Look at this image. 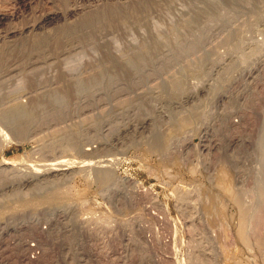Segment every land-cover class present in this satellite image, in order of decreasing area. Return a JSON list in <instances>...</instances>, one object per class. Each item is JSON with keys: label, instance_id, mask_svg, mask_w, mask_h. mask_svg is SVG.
I'll return each mask as SVG.
<instances>
[{"label": "rangeland", "instance_id": "rangeland-1", "mask_svg": "<svg viewBox=\"0 0 264 264\" xmlns=\"http://www.w3.org/2000/svg\"><path fill=\"white\" fill-rule=\"evenodd\" d=\"M45 3L0 0V264H264V0Z\"/></svg>", "mask_w": 264, "mask_h": 264}, {"label": "bare ground", "instance_id": "bare-ground-1", "mask_svg": "<svg viewBox=\"0 0 264 264\" xmlns=\"http://www.w3.org/2000/svg\"><path fill=\"white\" fill-rule=\"evenodd\" d=\"M42 1V4H44L45 2L46 3H48V4H52V0H21V2H23L24 4H25V7H27V10L28 11H31V10H34L35 9V7L39 4V2H41ZM80 1H86V3H90V5H91V3H96V2H99V1H101V0H73V5L72 6H70V7H68L67 8V10L69 11V14L70 15H79V14H81L82 13V15H81V17H80V21H78L77 22V24L76 25H72L71 27H74V29L75 28H82V27H85V26H87V27H91V28H95V25H97V24H100V26H101V24H104V27H105V25H106V27H108V26H114L113 24L114 23H116V22H118L117 20H125V17H128L129 16V18L130 17H133V18H135V16H137L139 13H140V11H141V13H143V12H145V11H147V10H154V9H159V7H162V5H166V3L168 2L169 3V1H171V0H137V4H134V5H131V6H128V7H124V6H120V5H125L126 3H122V4H119V6L118 5H114V6H112L111 7V9H108V8H106V7H104V6H101V7H99V6H96V7H94V6H92V7H94L93 9H92V7L89 5V4H85V3H83V4H81L80 3ZM129 1V0H128ZM188 1H190V2H192V1H197V0H188ZM44 2V3H43ZM45 3V4H46ZM21 4V3H20ZM89 5V6H88ZM44 7V6H43ZM108 7V6H107ZM110 8V7H109ZM59 9V8H58ZM48 10V9H47ZM67 10H66V12H67ZM197 10V9H196ZM221 10V9H220ZM37 11V10H36ZM216 11H217V9L214 11V8H213V6L212 7H207V8H204V9H201V10H199L198 12L199 13H201V14H199V13H196L197 14V16H198V14L200 15V20H203L204 18H205V20H209V19H211V18H213V17H215L216 18ZM61 11H59V10H53V9H51V10H48V11H44V13L41 15V19H40V21L37 23V24H35V25H30L31 26V28H36V27H39V26H42V25H44V23H48V22H52L54 19H56L57 20V18H59V17H61L62 16V14L60 13ZM85 12H87V13H85ZM149 12V11H148ZM148 12H145V13H148ZM218 12V11H217ZM19 13H20V11H19ZM19 13H12V14H6V13H1L0 12V22L1 21H6L7 19H8V17H10V19H13V18H16L18 15H19ZM68 13V12H67ZM220 13V12H219ZM66 14V13H65ZM84 14V15H83ZM193 14H194V17H195V12H193ZM85 16V17H84ZM196 16V17H197ZM63 17V16H62ZM84 17V18H83ZM118 17H121V18H119L118 19ZM137 17H139V15L137 16ZM75 18V17H74ZM203 18V19H202ZM136 19V18H135ZM195 19V18H194ZM198 19V18H197ZM131 20V19H130ZM196 21V20H195ZM64 22V21H63ZM76 23V22H75ZM116 25H117V23H116ZM198 26V25H197ZM0 27H1V25H0ZM64 27V26H63ZM3 28V27H2ZM26 28H30V27H26ZM58 28H60V27H58ZM86 28V27H85ZM57 29V28H56ZM10 30V29H9ZM2 31V30H1ZM0 31V32H1ZM59 31V30H58ZM70 31V30H69ZM15 32V30L13 31V30H11V31H8L7 33H5V34H11V33H14ZM61 32H62V30H61ZM61 32L59 33V34H61ZM55 32H52L51 31V33H49V34H42V35H39V36H37L36 38L39 40V41H41V39H51V38H53L55 35H58V34H56L57 33V31H56V33L54 34ZM66 34V33H65ZM63 35V34H62ZM42 36V37H41ZM57 37V36H56ZM36 39V40H37ZM47 42V41H46ZM46 45V44H45ZM263 66V65H262ZM259 72V78H260V75L262 74V71H258ZM256 78V77H255ZM262 78V77H261ZM258 80V79H257ZM259 81V80H258ZM262 81V80H261ZM262 90V89H261ZM262 92V91H261ZM260 92V93H261ZM263 92H264V90H263ZM263 92H262V95H263ZM264 96V95H263ZM61 97V96H60ZM264 98V97H263ZM264 101V100H263ZM260 103V102H259ZM262 103V102H261ZM260 103V104H261ZM259 104V105H260ZM258 105V106H259ZM18 107V106H17ZM20 107V106H19ZM25 109L27 110V112H29V110H28V107H25ZM25 109L23 108V106H22V108L19 110V109H17L16 111L14 110H12V112H13V115H21V116H23V118H25L26 116H28V113L25 111ZM34 110H32V112H33ZM9 113V112H8ZM33 115V114H32ZM12 116V115H11ZM16 116H14L15 118H16ZM17 116V117H18ZM30 116V115H29ZM29 116H28V120H29ZM20 117V116H19ZM22 119V118H21ZM18 120H19V118H18ZM24 120V119H23ZM23 120H21V121H23ZM25 121H26V118H25ZM64 162V161H63ZM8 164H11V163H8ZM64 164H66L65 162H64ZM59 165H60V163H59ZM67 165V164H66ZM57 166V165H56ZM62 166V165H61ZM71 166V165H70ZM48 167V166H47ZM73 167V166H72ZM53 168H55L54 166H53ZM50 170L52 169V168H49ZM190 169V168H189ZM48 170V169H47ZM49 170V171H50ZM55 170V169H54ZM58 171V170H57ZM60 171V170H59ZM194 171V170H193ZM222 171V174L224 173L223 172V170H221ZM40 172V171H39ZM55 172V171H54ZM192 172V171H191ZM226 173V172H225ZM225 173H224V176H228V175H225ZM228 173V172H227ZM45 174H47V173H45ZM220 174V173H219ZM221 176H223V175H221ZM220 180H222V178L220 179ZM227 181L226 179H223V181ZM223 181H221V182H223ZM220 182V181H219ZM226 183V182H225ZM224 183V184H225ZM222 184V183H221ZM224 184H222V185H224ZM228 184V183H227ZM219 185V184H218ZM221 185V186H222ZM226 185V184H225ZM225 185H224V187H225ZM229 187L230 186H226V189H225V191H229ZM220 188V187H219ZM231 189H232V187H230ZM224 189V188H223ZM80 191V190H79ZM224 191V190H223ZM230 191H232V190H230ZM79 193V192H78ZM228 193V192H227ZM226 193V194H227ZM233 193V192H232ZM232 193L230 192V193H228V194H231L232 195ZM57 194V193H56ZM55 196V195H54ZM53 196V197H54ZM63 196H65V194H63ZM84 196V195H83ZM52 197V199H54V200H43V202H41L42 203V205H44L43 203H47V201H51V203H53V204H60V203H62L64 200H63V197L61 196V197H54L53 198ZM234 197V202H235V204L237 205V207H238V210H240V213L243 215L241 218L243 219L244 218V221L242 220V219H240V221L242 220V222H241V224H244V222H246L245 220H246V218H245V216L246 215H248L247 213H248V211H247V208H245V206H243V203H242V195L240 194L239 196H233ZM232 197V198H233ZM63 200V201H62ZM96 201V200H95ZM231 202V201H230ZM263 206V205H262ZM239 214V213H238ZM257 214H260V213H257ZM232 216V215H231ZM239 218V217H238ZM260 218V217H259ZM175 221V220H174ZM227 223V222H226ZM240 223V222H239ZM178 224V223H177ZM241 224H239V225H241ZM246 224V223H245ZM238 225V226H239ZM237 226V227H238ZM242 226V225H241ZM182 228V227H181ZM239 228V230H238V232H237V234H238V237L242 240V241H245V232L247 231H245V228H246V226H244L243 225V227H238ZM183 232V231H182ZM183 235V234H182ZM247 238V237H246ZM243 243H245V242H243ZM246 243H249V242H247L246 241ZM257 243V242H256ZM245 245V244H244ZM246 245H248V244H246ZM258 245L260 246V248L263 246L264 247V239H260V241L258 240ZM249 246V245H248Z\"/></svg>", "mask_w": 264, "mask_h": 264}, {"label": "built area", "instance_id": "built-area-1", "mask_svg": "<svg viewBox=\"0 0 264 264\" xmlns=\"http://www.w3.org/2000/svg\"><path fill=\"white\" fill-rule=\"evenodd\" d=\"M33 252H35V250L34 249H31Z\"/></svg>", "mask_w": 264, "mask_h": 264}]
</instances>
